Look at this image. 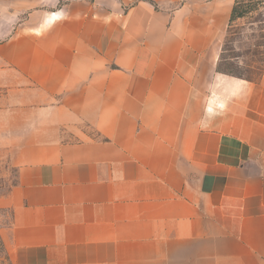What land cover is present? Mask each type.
Segmentation results:
<instances>
[{
  "label": "crops",
  "instance_id": "crops-1",
  "mask_svg": "<svg viewBox=\"0 0 264 264\" xmlns=\"http://www.w3.org/2000/svg\"><path fill=\"white\" fill-rule=\"evenodd\" d=\"M235 3L0 0L13 264H264V78L217 70Z\"/></svg>",
  "mask_w": 264,
  "mask_h": 264
},
{
  "label": "rangeland",
  "instance_id": "rangeland-1",
  "mask_svg": "<svg viewBox=\"0 0 264 264\" xmlns=\"http://www.w3.org/2000/svg\"><path fill=\"white\" fill-rule=\"evenodd\" d=\"M249 13L234 21L221 42L217 70L221 75L258 83L264 78V0H240ZM15 125L16 123L13 122ZM14 132V127L8 132ZM10 136L0 132V199L16 183V169L10 163ZM12 212L0 207V264H13L9 260L7 237L12 227Z\"/></svg>",
  "mask_w": 264,
  "mask_h": 264
},
{
  "label": "trees",
  "instance_id": "trees-1",
  "mask_svg": "<svg viewBox=\"0 0 264 264\" xmlns=\"http://www.w3.org/2000/svg\"><path fill=\"white\" fill-rule=\"evenodd\" d=\"M248 13H249V10L247 9V6H245L244 4H242V2L240 0H236L235 6L233 8V11H232V14H231V18H230V25L234 21H236L238 19L245 18V16ZM9 260L11 261L10 256H9Z\"/></svg>",
  "mask_w": 264,
  "mask_h": 264
}]
</instances>
